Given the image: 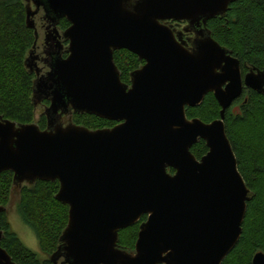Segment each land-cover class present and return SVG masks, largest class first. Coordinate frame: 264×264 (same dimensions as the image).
Segmentation results:
<instances>
[{
	"label": "water",
	"instance_id": "water-1",
	"mask_svg": "<svg viewBox=\"0 0 264 264\" xmlns=\"http://www.w3.org/2000/svg\"><path fill=\"white\" fill-rule=\"evenodd\" d=\"M234 0H25L26 26L42 10L53 26L65 18L49 70L32 81V103L49 100L46 126L0 115V173L13 187L58 181L55 199L68 206L50 259L64 264H221L236 245L249 188L225 130V110L243 86L264 97V67L241 75L240 62L207 22ZM31 4L34 8L31 9ZM185 21L197 38L187 47L168 21ZM49 33L45 36L47 42ZM143 63L121 81L113 51ZM33 49L24 65L38 72ZM212 93L219 117L188 118L186 107ZM116 121L90 129L62 115ZM203 140L207 150L191 152ZM172 168L173 172H169ZM6 207L0 205V213ZM134 251L117 246L118 231L136 223ZM2 230L0 229V239ZM0 264H14L0 246ZM251 264H264L257 251Z\"/></svg>",
	"mask_w": 264,
	"mask_h": 264
},
{
	"label": "trees",
	"instance_id": "trees-1",
	"mask_svg": "<svg viewBox=\"0 0 264 264\" xmlns=\"http://www.w3.org/2000/svg\"><path fill=\"white\" fill-rule=\"evenodd\" d=\"M25 0H0V115L17 123L34 121L32 103L33 74L24 65L27 50L34 42L33 29L26 26ZM42 19V18H41ZM61 29L69 25L65 18L58 22ZM211 36L235 55L244 71L246 67H264V0H234L224 15L207 22ZM113 60L119 70L122 82L129 83V73L143 61L126 49L113 51ZM47 104L48 101L44 100ZM236 113L225 110V130L236 156L237 167L249 188V199L242 222V232L232 250L221 264H251L257 251L264 253V97L262 94L244 88ZM220 106L212 93L194 107H186L188 118L198 117L209 122L219 117ZM72 122L90 129L112 127L114 120H108L87 113H72ZM43 113L37 124L45 128ZM207 150L203 140L191 147V152L200 158ZM173 172L172 168H168ZM12 172L0 173V205L8 202ZM12 185V189H13ZM58 181L36 180L18 188V212L22 220L34 231L38 246L46 253L56 249L61 230L67 222L68 206L54 197ZM0 214V228L3 230L0 246L5 248L18 264H49L39 261L37 253L25 247L10 230ZM146 215L134 224L118 231L117 246L132 250L138 226Z\"/></svg>",
	"mask_w": 264,
	"mask_h": 264
},
{
	"label": "rangeland",
	"instance_id": "rangeland-1",
	"mask_svg": "<svg viewBox=\"0 0 264 264\" xmlns=\"http://www.w3.org/2000/svg\"><path fill=\"white\" fill-rule=\"evenodd\" d=\"M24 4H25V2H24ZM30 6H31V9L34 8L33 4H31ZM42 13H43L42 10H40L34 16H32L38 37L36 39L35 47L32 48V45H31V47L27 50V52L25 54V58H27L29 56V51L31 49H33V53H32L33 55L40 54L42 51L43 43L45 42L44 41V32H43V29L41 28V25H43L42 24L43 20L41 19ZM32 29H33V34H34V28H32ZM25 58H24V60H25ZM37 65L41 66L43 64L39 62V64H37ZM25 68L28 70V72L33 74V76H34L33 80H34L36 78L34 69L30 70L29 67H26V66H25ZM43 103H44V101H43ZM34 108H35V110H34L35 115H34V121H32V122L37 123V121L40 117L41 110H42V106L40 105V102H37ZM238 110H239L238 103H235L233 106L230 107V111L233 113H236ZM60 120L63 123H66L68 121L72 122V115L69 117H68V115H62L60 117ZM25 184H27V183L23 182L20 185V187L25 185ZM12 185H13V183H12V181H10L9 199H8V202L5 205H3L6 207L5 211H3L1 213H4L3 214L4 219L8 223L10 230L17 236V238L22 242L23 245L25 247L29 248L30 250L35 251L37 253V257H38L39 261L48 260L49 256L52 253H46L40 249V247L38 246L37 238H36L34 231L22 220V218L18 212V202H19V198H20L19 193H18V187H14L12 189ZM61 232H62V230H61ZM1 238H2V236H1ZM57 244H59V242ZM123 250H125V249H123ZM126 251L133 252L134 251V244H133L132 250H126ZM49 264H52L51 261Z\"/></svg>",
	"mask_w": 264,
	"mask_h": 264
},
{
	"label": "flooded vegetation",
	"instance_id": "flooded-vegetation-1",
	"mask_svg": "<svg viewBox=\"0 0 264 264\" xmlns=\"http://www.w3.org/2000/svg\"><path fill=\"white\" fill-rule=\"evenodd\" d=\"M42 24L41 25V28L43 29V32H44V41H45V36L47 33H49V37H48V40L47 42H44L43 43V47H42V51L40 54H35L33 55L34 56V60L37 64L42 63L43 65L41 66H37L38 68V72L36 73L35 71V77H40L42 75H45V73L49 70V67H48V59H49V53L51 51H54L56 48V43L57 41H59L61 43V47L59 48V51H60V54L61 56L65 57L67 55V51H66V48H67V45H68V41L66 39H64V37L62 36V32L64 31V29H61V27L59 25H56V26H53L51 25L50 23H48V21L43 17V13H42ZM168 26H170L171 28L174 29L175 32L177 31H181L182 34H181V38L183 40H186L187 42V47L191 46V42L194 41L197 36L196 34L194 33V31L190 30L189 28L185 31L183 28L186 26V22L185 21H168L166 23ZM239 60V59H238ZM240 62V61H239ZM247 68V71L254 68V67H246ZM240 69H241V75L242 77L244 76V74L247 72V71H244L243 67L241 66L240 64ZM129 84V83H128ZM244 88H248V87H245L243 86V89ZM242 89V91H243ZM240 97V96H239ZM238 97V98H239ZM237 99V98H236ZM236 99L234 101H236ZM44 100H47V99H42L40 101V105L42 106V110H41V113H43L44 115V118H45V122H46V116L44 114V109L45 107H47L49 105V100L47 104L43 103ZM234 101L231 103L230 107L234 105ZM45 126H46V123H45ZM3 231V230H2ZM0 242H1V239H0ZM2 247V246H1ZM3 248V247H2ZM5 249V248H3ZM5 251L7 252V254L10 256V259L11 261L14 263V264H18L14 259L13 257L9 254V252L5 249ZM51 258V255L49 256L48 260L51 261L52 264H64V259H63V255H60L58 256L57 258L55 259H50Z\"/></svg>",
	"mask_w": 264,
	"mask_h": 264
}]
</instances>
